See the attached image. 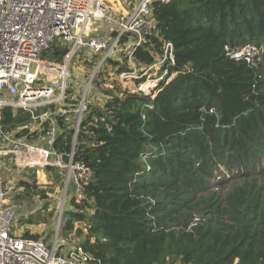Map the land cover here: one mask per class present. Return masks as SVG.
<instances>
[{
    "label": "trees",
    "instance_id": "16d2710c",
    "mask_svg": "<svg viewBox=\"0 0 264 264\" xmlns=\"http://www.w3.org/2000/svg\"><path fill=\"white\" fill-rule=\"evenodd\" d=\"M153 12L158 33L135 61L149 65L171 41L176 75L153 98L97 82L109 98L85 116L76 154L93 174L62 234H76L90 264H264V0L157 1ZM247 45L256 65L226 49ZM18 119L3 109V125Z\"/></svg>",
    "mask_w": 264,
    "mask_h": 264
},
{
    "label": "built area",
    "instance_id": "2783aa9c",
    "mask_svg": "<svg viewBox=\"0 0 264 264\" xmlns=\"http://www.w3.org/2000/svg\"><path fill=\"white\" fill-rule=\"evenodd\" d=\"M115 1L123 11L110 0H0V264H90L81 245L65 243L60 225L67 202L85 199L83 190L93 174L76 159L83 120L109 98L103 85L126 82L128 90L153 98L176 75L170 69L175 65L171 41L162 43L149 65L139 67L135 61L137 49L158 33L154 3L170 0ZM58 45L67 50L60 60L52 59ZM226 49L233 58L257 64L259 50L252 45ZM109 64L114 76L105 70ZM121 67L126 69L118 72ZM98 81L106 82L99 86ZM5 107L18 116L16 123L3 125ZM66 129L73 137L63 151L58 146ZM53 169L62 181L66 177L54 236L45 240L15 233V197L26 188L22 180L32 172L37 187H48L39 175L48 179ZM198 221L195 217L192 225Z\"/></svg>",
    "mask_w": 264,
    "mask_h": 264
},
{
    "label": "rangeland",
    "instance_id": "374dc122",
    "mask_svg": "<svg viewBox=\"0 0 264 264\" xmlns=\"http://www.w3.org/2000/svg\"><path fill=\"white\" fill-rule=\"evenodd\" d=\"M83 65V63H77L76 67H80ZM85 67L89 69L88 66ZM86 68L84 70L88 72ZM105 70H107L110 76H114L110 64ZM122 86L128 89L129 84L125 82L122 83ZM30 173L32 174V172ZM31 174H29V176H31ZM34 176L36 178L38 177L36 175ZM56 178V169L50 171L48 179L47 176L44 177V174L40 173L39 179L46 181V185L48 187H30L29 193L31 196L27 194L25 196H22V194L24 193L23 191L21 192V194H19V196L17 195L15 197V204L17 206V216L15 218V222L12 228L13 230H15V233L23 235L25 231L28 230L32 234H39V238H44L45 240H49L54 236V229L57 225L55 217L59 216L57 206L58 202L61 201L64 196V187L62 184L66 183V177L64 181L61 180V182L58 181ZM38 190H43L46 194V197H44ZM68 202L67 208L70 207V201ZM30 216L33 217L34 220L33 222H31L32 224L26 220ZM63 222L64 218L62 219L60 225L63 226ZM61 237L65 239V243H69L70 245L77 244L80 240L76 236V234L70 235L69 239L66 238V236L64 235H61Z\"/></svg>",
    "mask_w": 264,
    "mask_h": 264
},
{
    "label": "bare ground",
    "instance_id": "6f19581e",
    "mask_svg": "<svg viewBox=\"0 0 264 264\" xmlns=\"http://www.w3.org/2000/svg\"><path fill=\"white\" fill-rule=\"evenodd\" d=\"M110 2H113L114 8L116 9V11L121 12L123 11L122 8L120 7L119 3L115 0H110Z\"/></svg>",
    "mask_w": 264,
    "mask_h": 264
},
{
    "label": "crops",
    "instance_id": "0c3cea01",
    "mask_svg": "<svg viewBox=\"0 0 264 264\" xmlns=\"http://www.w3.org/2000/svg\"><path fill=\"white\" fill-rule=\"evenodd\" d=\"M69 244V243H68ZM70 245V244H69Z\"/></svg>",
    "mask_w": 264,
    "mask_h": 264
}]
</instances>
